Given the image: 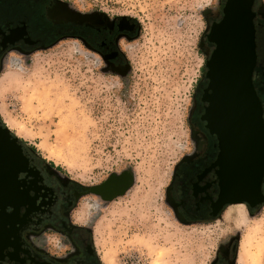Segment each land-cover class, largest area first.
<instances>
[{
  "label": "rangeland",
  "instance_id": "obj_1",
  "mask_svg": "<svg viewBox=\"0 0 264 264\" xmlns=\"http://www.w3.org/2000/svg\"><path fill=\"white\" fill-rule=\"evenodd\" d=\"M57 1L76 18L134 22L118 41L119 67L78 37L10 51L0 64V122L63 177L113 190L84 194L71 213L89 229L97 264L104 256L113 264H218L224 253L236 264L246 233L222 220L183 223L170 194L198 147L202 44L222 0ZM246 214L245 263L264 264V206ZM43 238L50 254L70 251L58 233Z\"/></svg>",
  "mask_w": 264,
  "mask_h": 264
},
{
  "label": "flooded vegetation",
  "instance_id": "obj_2",
  "mask_svg": "<svg viewBox=\"0 0 264 264\" xmlns=\"http://www.w3.org/2000/svg\"><path fill=\"white\" fill-rule=\"evenodd\" d=\"M224 4L222 0L211 15L202 44L203 74L197 85L192 115L198 147L193 156L180 164L170 187L175 213L187 224L222 220L229 207L239 204L216 205L219 181L214 163L218 146L206 121L210 94L207 61L215 49L208 35L212 25L222 19ZM251 11L256 55L252 81L264 121V12L260 0H254ZM134 27V22L125 17L115 20L103 17L94 21L76 18L57 0H0V64L10 51L26 53L47 47L63 37H78L112 67H119L122 52L118 41L129 37ZM4 127L0 122V144L11 147L0 148V264H97L89 229L72 221L71 213L84 194L99 190L108 197L113 190L108 186L86 187L63 177L27 143L5 139L1 131ZM11 135L14 137L13 133ZM261 194L264 198V176ZM242 205L253 215L264 206V201L254 207L249 203ZM45 231L62 235L70 251L61 257L45 251ZM229 261V254L224 253L218 264Z\"/></svg>",
  "mask_w": 264,
  "mask_h": 264
},
{
  "label": "water",
  "instance_id": "obj_3",
  "mask_svg": "<svg viewBox=\"0 0 264 264\" xmlns=\"http://www.w3.org/2000/svg\"><path fill=\"white\" fill-rule=\"evenodd\" d=\"M253 2L225 0L223 17L208 35L215 49L207 61L210 94L206 121L218 146L214 166L219 207L233 203L254 207L264 201V121L252 81L256 61ZM1 131L5 139L17 141L7 126Z\"/></svg>",
  "mask_w": 264,
  "mask_h": 264
},
{
  "label": "bare ground",
  "instance_id": "obj_4",
  "mask_svg": "<svg viewBox=\"0 0 264 264\" xmlns=\"http://www.w3.org/2000/svg\"><path fill=\"white\" fill-rule=\"evenodd\" d=\"M12 61V60H11ZM224 225L228 226L232 232L246 233L241 237V251L238 252L236 264H246L245 262V243L248 242V234L252 229L253 225L248 221V216L242 204H236L224 213L222 216ZM258 260V257H256ZM255 259L251 260L250 264H258ZM103 264H113V262L107 257L101 259Z\"/></svg>",
  "mask_w": 264,
  "mask_h": 264
}]
</instances>
